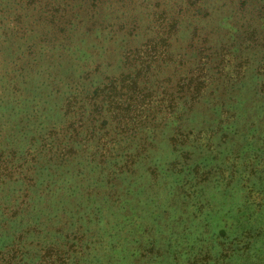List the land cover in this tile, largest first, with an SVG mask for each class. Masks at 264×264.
<instances>
[{"label":"rangeland","instance_id":"374dc122","mask_svg":"<svg viewBox=\"0 0 264 264\" xmlns=\"http://www.w3.org/2000/svg\"><path fill=\"white\" fill-rule=\"evenodd\" d=\"M202 1L205 18L175 5L181 14L172 53L189 62L174 76L179 83L196 68L197 56L209 61L208 98L191 110L182 99L151 130H142L147 140L117 137L114 147L124 153L141 143H151V151L136 161L134 174L115 175L106 187L110 168L105 165L103 172L98 165V144L85 148L73 138L64 113L75 90L83 96L85 88L126 70L120 47L128 48L111 38L110 27L104 32L108 44L85 34L87 56L76 54L74 63L67 58L62 73L44 79L48 67L60 63L56 43L61 40L49 46L44 37L59 29L51 8L63 1L0 0V264H45V253L56 264H111L107 255L119 256L124 239L133 238L130 262L124 264H141L149 244L161 243L163 236L181 250L175 262L160 264H191L203 250H211L206 264H264V17L255 20L263 38L248 48L242 41L246 29L236 21L238 6L247 0ZM68 4L77 14L80 5ZM257 4L261 8L264 0ZM77 15L76 24L85 19ZM135 16L142 27L134 32V46H140L156 27L148 11ZM76 24L67 26L65 38L75 33ZM221 53L228 55L223 62ZM239 60L245 66L237 69ZM91 61L102 64L83 85L75 78L91 68L85 64ZM89 113L83 107L76 116ZM186 134L191 139L184 142ZM220 140L223 145L216 148ZM71 148L79 153L73 156ZM186 155L189 161L180 163ZM152 168H158L156 181H150ZM196 168L208 172L205 185L191 179ZM96 214L98 220L91 222ZM222 231L227 236L220 237Z\"/></svg>","mask_w":264,"mask_h":264},{"label":"trees","instance_id":"16d2710c","mask_svg":"<svg viewBox=\"0 0 264 264\" xmlns=\"http://www.w3.org/2000/svg\"><path fill=\"white\" fill-rule=\"evenodd\" d=\"M62 1V4L51 8V18L55 23L56 21L59 23V29L57 32L50 31L44 37L49 42V46L57 44L56 55L60 63L53 68L48 67L51 68V71L47 73L44 79L49 80L51 77L55 78V74L62 73L61 68L64 67L67 58L74 63L77 60L76 54L80 53L82 56H87L88 51L83 45L87 43V38H89L84 36H88L89 34L93 39L103 37V42H107L104 32H106V28L110 27L108 30L115 34L111 38L116 37V40L118 39L121 44H124L128 48L123 51V47H120L121 57L119 60L126 67V70L119 76L103 78L100 84L91 89L87 90L85 88L84 90L86 91L83 96L81 95L82 92L80 94V92L75 90L73 93L74 97L70 99L68 109L64 113L67 115L73 128V138L80 139L84 143L85 148H88L87 146L94 142L98 144L100 149L98 165L102 168L103 172L106 170L105 165H108L110 168L108 174H104V185L109 187L116 180L113 176L117 175L119 177L123 175L128 177L134 174L136 161L147 156V153L151 151V143H145V145L141 143L143 146L139 145L132 153H124L123 149H117V145L114 147V143H117V137H119L118 141L120 142L124 139L130 141L147 140L146 136L141 135L142 130L145 128L148 131L151 130L154 121L157 118L162 119L167 112L174 111L182 99L186 98L184 103L187 104L188 110H191L205 98H208L207 92L208 88L212 85V77L206 73L205 67L209 65V61H203L205 58L201 55L200 57L197 56L198 65L194 70L189 71L188 76L179 83V80L175 81L174 76H176V72H181L182 69L185 70L189 62L177 60L172 53L174 42L177 36H179V15L181 14V11L177 12L175 5L181 3L185 10L192 9V11L198 12L201 18L207 17L208 13L204 12L202 7H200L203 2L202 0ZM69 2L80 5L77 14L81 15L82 18L85 17L82 22L75 23L78 15L71 14L67 10L66 7L69 5ZM237 9L238 15L236 21L241 23L242 27L246 29V36L242 40L243 43L248 48L257 46L263 37H260V31L255 24V20L263 19L264 4L258 9L257 0H247L239 5ZM180 10H182V7ZM147 11L149 12L151 22L156 27V34L152 35L150 39L140 46H134L136 42L134 32L142 27L140 20L135 14ZM172 12L174 14L170 16ZM69 24H76L75 33L65 38L66 28ZM96 31L99 33L102 31L101 35H94ZM58 41L59 43H56ZM204 42H202V45ZM114 44L116 46L118 43ZM227 56L221 53V62L224 61L223 57ZM238 62L235 66L237 69L245 66L242 60ZM85 64L87 66L91 65V68L85 70L81 75H76L77 77L75 78V80L81 78L83 85L89 83L91 78L99 73L100 64L102 63L93 66L94 63L91 61ZM169 69H172L173 73L172 71L168 72ZM240 71L238 70V75ZM69 72L70 69L64 71L65 74ZM262 72L264 75V65ZM74 73L77 74V70ZM83 75H86V78ZM99 77L102 78V75L99 74ZM83 107H87L90 113L85 118L77 117V112ZM69 114L71 115L70 117ZM93 122L97 124L95 128L92 127ZM84 129L87 131L84 132ZM110 131H114L115 134H110ZM190 137L189 134H186L184 142L190 140ZM176 142L178 141L176 140ZM191 142L196 141L192 140ZM223 142V140H220L219 143L215 144L216 148L223 145ZM71 149H74L72 151L73 156L79 153L75 148ZM207 149L208 147H205V151ZM189 158L190 155H186L179 162L189 161ZM149 171L150 181H156L159 176L158 168H152ZM207 173L201 172L199 168H196L192 172L191 179L195 181L197 178V184L205 185L209 179ZM89 194L91 196L92 192L89 191ZM115 194L108 193V197H112ZM130 209L127 210L130 211ZM162 214L164 213L162 212ZM97 220V214L90 219L91 222H96ZM222 235L227 236L224 231L220 233V237ZM134 242H136L134 238L124 239L126 247L120 250L117 257L109 253L107 255L108 262L111 264L130 262L131 254L128 248H132L136 244ZM177 247L178 245L175 240L163 236L161 243L153 242L149 244L145 253L140 256L139 262L141 264H160L165 259L175 262L177 258H180L178 255L181 248ZM175 249L176 251H174ZM127 253L130 255L126 256ZM202 253L203 255L197 257L191 264L208 263L211 250H203ZM225 254H227L226 250L223 251L222 256ZM42 258H44L42 260H46L45 264H56L55 261H50L51 256L47 253Z\"/></svg>","mask_w":264,"mask_h":264}]
</instances>
